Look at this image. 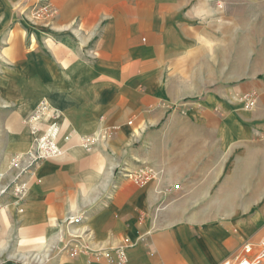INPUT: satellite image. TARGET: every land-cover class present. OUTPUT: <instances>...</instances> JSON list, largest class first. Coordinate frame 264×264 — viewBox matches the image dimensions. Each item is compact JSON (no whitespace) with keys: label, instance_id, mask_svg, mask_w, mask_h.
Returning a JSON list of instances; mask_svg holds the SVG:
<instances>
[{"label":"crops","instance_id":"crops-1","mask_svg":"<svg viewBox=\"0 0 264 264\" xmlns=\"http://www.w3.org/2000/svg\"><path fill=\"white\" fill-rule=\"evenodd\" d=\"M37 1L0 0V264H219L264 237V43L198 21L210 0H48L44 24ZM40 100L71 137L21 172Z\"/></svg>","mask_w":264,"mask_h":264},{"label":"built area","instance_id":"built-area-1","mask_svg":"<svg viewBox=\"0 0 264 264\" xmlns=\"http://www.w3.org/2000/svg\"><path fill=\"white\" fill-rule=\"evenodd\" d=\"M43 2V10L52 11L48 0H39ZM35 10V9H34ZM36 15V10L34 11ZM247 106L254 104V98L251 95L244 96ZM26 126L32 135V145L29 150L22 155H15L11 157V163L16 165L20 160L25 161L21 172L34 170L42 161L53 157L63 152V143H66L71 137L69 131L61 132V125L57 120V112L45 100H41L28 114L25 119ZM111 134L103 131V133H93L88 135H81L79 137L80 144L83 149L90 151L96 147L101 140L110 137ZM142 175L137 174V180L141 181ZM178 188V184L174 185ZM16 185L14 190L19 191ZM4 191V190H3ZM82 215L68 219V222L77 223L81 220ZM116 253L115 259L112 258V251H104L103 255L116 264H122L126 261L125 249L116 247L113 250ZM71 252L76 253L73 247ZM219 264H264V237L257 240H245L241 243L239 251H237L231 258L223 260Z\"/></svg>","mask_w":264,"mask_h":264},{"label":"rangeland","instance_id":"rangeland-1","mask_svg":"<svg viewBox=\"0 0 264 264\" xmlns=\"http://www.w3.org/2000/svg\"><path fill=\"white\" fill-rule=\"evenodd\" d=\"M43 6H45L43 2L37 1L35 4L36 15L34 14L33 16L38 24H44V19L51 18L55 11L51 6L52 11H45L43 10ZM199 8L200 7L197 6V10H199ZM205 11L204 14H199L200 16L197 17L198 21L201 23L217 24L220 26L226 24L229 27L237 25L239 27L242 38H245V53H252L250 47L246 45L251 41L255 43L257 48L264 43V0H210L209 3L205 5ZM258 52L264 53V49L256 50V53ZM252 57L254 58L253 53ZM255 61H259V59H255ZM248 62L250 64L252 60L250 59ZM245 68L246 66L244 69ZM251 68L252 67L249 66L247 70ZM233 95L234 99L243 105L246 104L244 99L246 95H251L254 98V104L257 100V93L253 90L245 92L234 91ZM261 213L264 215V211H261ZM233 229L235 230V228ZM233 229L232 232L234 233ZM258 229L261 231L260 233H262L261 236H264V221L260 222ZM258 235L259 233L255 234L253 238Z\"/></svg>","mask_w":264,"mask_h":264}]
</instances>
